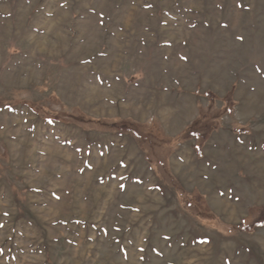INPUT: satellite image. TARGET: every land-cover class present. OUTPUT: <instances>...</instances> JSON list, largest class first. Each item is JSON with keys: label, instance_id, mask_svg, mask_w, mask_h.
<instances>
[{"label": "rangeland", "instance_id": "obj_1", "mask_svg": "<svg viewBox=\"0 0 264 264\" xmlns=\"http://www.w3.org/2000/svg\"><path fill=\"white\" fill-rule=\"evenodd\" d=\"M261 209L264 0H0V264H264Z\"/></svg>", "mask_w": 264, "mask_h": 264}, {"label": "trees", "instance_id": "obj_2", "mask_svg": "<svg viewBox=\"0 0 264 264\" xmlns=\"http://www.w3.org/2000/svg\"><path fill=\"white\" fill-rule=\"evenodd\" d=\"M257 224H264V209L259 211L258 218L256 219L255 224L252 226H256ZM250 229L251 228L247 226L242 227V230L245 232H249Z\"/></svg>", "mask_w": 264, "mask_h": 264}]
</instances>
